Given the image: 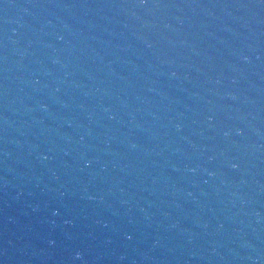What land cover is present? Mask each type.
I'll list each match as a JSON object with an SVG mask.
<instances>
[{"label": "water", "instance_id": "obj_1", "mask_svg": "<svg viewBox=\"0 0 264 264\" xmlns=\"http://www.w3.org/2000/svg\"><path fill=\"white\" fill-rule=\"evenodd\" d=\"M0 264H264V0H0Z\"/></svg>", "mask_w": 264, "mask_h": 264}]
</instances>
